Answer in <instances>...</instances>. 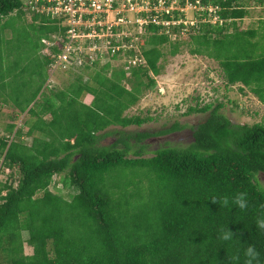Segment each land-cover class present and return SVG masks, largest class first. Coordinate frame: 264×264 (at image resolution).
Segmentation results:
<instances>
[{
    "label": "trees",
    "instance_id": "obj_1",
    "mask_svg": "<svg viewBox=\"0 0 264 264\" xmlns=\"http://www.w3.org/2000/svg\"><path fill=\"white\" fill-rule=\"evenodd\" d=\"M213 3L226 24L202 25L181 42L151 28L146 67L130 75L108 66L84 70L59 89L46 86L52 60L40 55V40L57 28L31 24L38 42L15 32L28 49L12 46L3 39L11 24L2 22L15 12L25 16L24 3L0 0V100L12 109L0 136V174L9 172L0 181V264H244L250 244L264 264V231L256 227L264 216V187L257 179L264 173V122L235 124L222 103L197 104L185 115L209 116L188 147L166 146L145 157L147 132H116L117 142L101 144L115 133L111 127L155 120L127 112L158 88L163 62L184 46L218 62L229 86L247 88L264 106V16L256 29L237 25L251 3L264 13V0ZM4 45L10 53L17 49V60L10 61ZM22 115L27 117L18 126ZM59 175L67 197L50 189ZM237 192L247 193L245 210L231 203ZM225 196L227 207L212 202ZM221 229L234 238L219 239ZM232 256L239 260L231 262Z\"/></svg>",
    "mask_w": 264,
    "mask_h": 264
},
{
    "label": "built area",
    "instance_id": "obj_2",
    "mask_svg": "<svg viewBox=\"0 0 264 264\" xmlns=\"http://www.w3.org/2000/svg\"><path fill=\"white\" fill-rule=\"evenodd\" d=\"M213 1L23 0V9L37 25L57 28L40 41L42 54L52 60L51 88L59 72L81 73L108 66L130 75L133 69L146 67L144 51L153 34L151 28L171 42H181L202 25L226 24L219 15L221 7Z\"/></svg>",
    "mask_w": 264,
    "mask_h": 264
},
{
    "label": "rangeland",
    "instance_id": "obj_3",
    "mask_svg": "<svg viewBox=\"0 0 264 264\" xmlns=\"http://www.w3.org/2000/svg\"><path fill=\"white\" fill-rule=\"evenodd\" d=\"M192 16V12L189 13ZM264 16L263 10L251 3L249 16L238 21L237 25L243 29H256L260 19ZM4 22L11 24V30L7 32L6 38H11V32H18L22 37L28 34L30 43L38 42L36 32L28 22L27 16L18 13H12L6 17ZM14 45L21 46L22 42L15 36ZM21 38V37H20ZM189 37L184 36L183 40ZM24 45L29 43L25 39ZM169 47H167V50ZM73 75L59 72L55 75V86L59 89L64 88L72 80ZM158 88L142 96L140 102L130 110L127 115H151L154 121L141 127L131 126L128 128L111 127L108 131L115 132L106 137L101 144L110 146L118 141L121 133L147 132L152 134L144 143L148 146L145 157H152L154 153L163 147H188L193 142L195 128L206 121L209 114H191L185 115L189 107L197 104H223L222 113L226 115L235 124L254 125L264 122V106L247 88L241 85L229 86L224 77L219 63L204 56L193 55L187 46L182 47L181 51L175 55H168L163 62L162 74L156 76ZM54 86V87H55ZM56 89V88H55ZM201 99H203L201 101ZM91 98L86 102L90 103ZM12 109L10 106L0 103V136L3 135L2 128L10 121ZM27 117V116H26ZM22 115L17 121V125H22L26 119ZM179 125L180 129L171 133H160L168 131L173 126ZM29 141V140H28ZM132 157V156H131ZM8 171L0 174V181H5L8 177ZM64 175L54 178L50 189L56 194L67 197L68 191L64 188L61 180ZM132 178V177H130ZM264 187V180L260 181ZM146 186V185H145ZM24 238L28 235L25 233ZM25 253L32 254V248L25 245Z\"/></svg>",
    "mask_w": 264,
    "mask_h": 264
},
{
    "label": "clouds",
    "instance_id": "obj_4",
    "mask_svg": "<svg viewBox=\"0 0 264 264\" xmlns=\"http://www.w3.org/2000/svg\"><path fill=\"white\" fill-rule=\"evenodd\" d=\"M213 203H219L223 207H227L229 205V197L225 196L222 200H218L217 198L212 199ZM231 203L236 205L240 210H245L248 207L247 201V193L245 192H237L232 198ZM256 227L264 231V216L258 217L256 220ZM234 233L229 229H221V234L218 237L223 241H229L234 238ZM245 262L244 264H258L260 253L257 251L254 245H248V247L244 251ZM239 260V256L230 257V261Z\"/></svg>",
    "mask_w": 264,
    "mask_h": 264
},
{
    "label": "crops",
    "instance_id": "obj_5",
    "mask_svg": "<svg viewBox=\"0 0 264 264\" xmlns=\"http://www.w3.org/2000/svg\"><path fill=\"white\" fill-rule=\"evenodd\" d=\"M25 16H27V18H28V22H29L30 25L32 24V25L39 26V25H37L34 21H31L30 18L28 17V15H25ZM5 19H6V18H5ZM5 19H4V20H5ZM2 24H7V23L3 21ZM11 28H12V27H10V28L8 27L7 29H5L4 34H3V39H4L5 41H7V42L10 41V42L12 43L11 45H12V46H15L13 43H14V41H15L16 38H15V35L12 34V32H11V35H12L11 38H10V39H7V38H6V34H7V32H9V30H11ZM50 34H51V33H50ZM50 34H49V35H50ZM49 35H48V36H49ZM43 38H44V37H43ZM40 41H41V40H40ZM40 44H41V42H40ZM41 47H42V45H41ZM2 49H3L4 52L7 51V48H6L5 45L2 47ZM41 50H42V49H41ZM8 51H9V50H8ZM8 51H7V54L9 53V55H10V58H9L10 61L12 62V61H14V60H17V55H18V53H17V49H16V51H11V53H10V51H9V52H8ZM7 54H6V55H7ZM40 55H42L43 57L45 56V55L42 54L41 51H40ZM5 61H6V63H7L9 60H7V58H6ZM110 69H111V68H110ZM67 74H68V73H67ZM69 74H71V75L74 76L75 73L70 72ZM78 74H79V73H78ZM85 76H86V77H85L86 81H88V80H89L88 75L86 74ZM49 79H50V76H49ZM49 79H48V81L46 82V86H47V87H48ZM72 79H73V77H72ZM53 80L56 82L57 79H55V76L53 77ZM71 81H72V80H71ZM87 98H91V101H92V97H91V96H89V97H87ZM87 98H86V99H87ZM85 101H86V100H85ZM91 101H90V102H91ZM0 103L3 104V103H2V100H0ZM86 103H87V102H86ZM19 126H20V125H19Z\"/></svg>",
    "mask_w": 264,
    "mask_h": 264
},
{
    "label": "flooded vegetation",
    "instance_id": "obj_6",
    "mask_svg": "<svg viewBox=\"0 0 264 264\" xmlns=\"http://www.w3.org/2000/svg\"><path fill=\"white\" fill-rule=\"evenodd\" d=\"M257 179L259 180V182L262 181V180H264V173H259L257 175Z\"/></svg>",
    "mask_w": 264,
    "mask_h": 264
}]
</instances>
